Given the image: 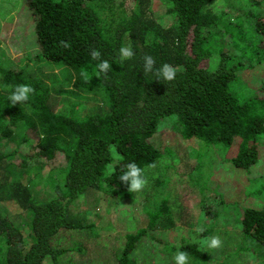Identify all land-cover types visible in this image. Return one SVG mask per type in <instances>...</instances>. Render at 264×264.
Masks as SVG:
<instances>
[{
	"label": "trees",
	"instance_id": "obj_1",
	"mask_svg": "<svg viewBox=\"0 0 264 264\" xmlns=\"http://www.w3.org/2000/svg\"><path fill=\"white\" fill-rule=\"evenodd\" d=\"M20 1L9 0L13 11L19 9ZM154 1L22 0L33 16L28 29L37 36L34 59L69 67L68 82L87 93L103 94L106 102L79 117L77 108L83 102L70 104L73 99L61 95L54 82L48 85L37 75L25 74L24 68L2 62L6 57L0 59V148L7 140L16 143L11 151H0V264H44L46 257L54 262L68 250L90 251L80 243L70 249L55 247L53 238L62 229L97 230L96 222H84L71 208L88 189L133 198L128 191L131 185L119 180L121 169L130 162L138 164L151 185H158L160 171L165 172L161 159L173 161L174 154L185 167L176 172L191 168L195 183L208 177L215 162H230L241 169L257 162L264 147V88L241 100L230 85L239 71L257 64L247 65L242 55L249 47L241 20L244 14L254 18L255 53L259 58L264 53V0H251L254 7L250 8L229 5L222 13L213 11V0H158L160 11L153 9ZM226 15L233 16L226 20ZM167 17L169 23H165ZM14 20L10 29L16 31L19 23ZM1 34L0 43L11 49L17 40ZM61 40L69 41L71 47H62ZM128 45L135 56L121 60L118 50ZM92 49H99L101 59L112 65L107 76L98 72L99 61L91 58ZM212 50L220 54L215 68L204 63ZM146 54L156 60L151 73L143 71ZM164 63L178 69L175 80L167 84L155 75ZM17 84L36 90L26 106L8 101L9 86ZM159 129L175 132L195 149L191 151L193 144L176 150L171 144L154 142ZM217 145L228 150L227 158L219 155ZM248 194L263 202L245 208L235 220L236 230L264 247V183ZM168 199L154 207L141 199L148 219L137 232L126 234L119 264H137L141 257L134 252L146 237L162 246L154 253L162 263L178 251H186L197 264L213 259L205 247L187 238L174 243L151 233L176 226ZM217 203L216 210L225 209L226 197L217 198ZM11 204L19 210L12 212ZM236 204L231 201L227 207ZM215 211L208 210L210 219L204 223L202 238L213 233L219 215ZM184 223H189L186 218ZM150 264H156L155 260Z\"/></svg>",
	"mask_w": 264,
	"mask_h": 264
},
{
	"label": "rangeland",
	"instance_id": "obj_2",
	"mask_svg": "<svg viewBox=\"0 0 264 264\" xmlns=\"http://www.w3.org/2000/svg\"><path fill=\"white\" fill-rule=\"evenodd\" d=\"M21 2L22 0L18 3L19 9L13 11L9 5V0H0L1 35L12 36L13 41L17 40L16 43H11V49L8 45L5 46L0 43V59L6 57L2 59V62L5 61V64L11 66L16 65L18 69L24 68L25 74L37 75L42 82L44 81L48 85L54 82L56 87L60 88L61 95L73 99L70 104L78 101L83 102L82 106L77 108V116L79 117L85 116L91 109L98 110L99 107H103L106 102L103 94L87 93L77 89V87L75 88L72 83L68 82L70 79H67L66 76L70 72L69 67L34 59L37 55L38 41L36 33L34 36L32 30L28 29V24L33 21V16ZM157 3L158 0H155L152 7L160 11L161 7ZM229 5H234L236 8L240 6L241 8L254 7L251 0H213L210 4L213 11L217 13H222L228 9ZM20 12L21 15H19ZM244 15L241 20L246 31L245 41L249 43V47L242 50V55L245 57L247 65H250V61L257 64L254 67L248 66L239 71L237 79L230 85L232 91L237 93L241 100L250 99L259 88H264V53L260 54V58L255 53L252 42L258 38V35L254 18ZM232 16L226 15L225 18L229 20ZM15 18L19 23V28L16 31L10 29L11 22L15 23ZM164 19L165 23H169L171 18ZM14 33H16V38H13ZM16 50L18 51L17 54H13ZM219 58L218 50H212L210 60L204 63L215 68ZM66 107H69V103L66 104ZM153 141L171 144L176 150L186 148L191 144L186 143L175 132L161 131L160 129L153 137ZM14 143L15 141L12 140L4 141L3 145L5 146L0 148V151L2 150L4 153L11 151L16 144ZM27 145L30 144L27 143ZM215 148L220 156L227 158L228 150L225 147L217 145ZM194 149L193 144L191 151L193 152ZM112 150L117 158V152L114 148ZM191 151L189 150L188 153ZM169 160L161 159L159 163L162 167L164 166L165 171H160L162 174L161 182L158 185L147 183L141 191L134 193L131 199L124 200V198L109 195L105 191L88 189L71 204V208L78 214L76 217L84 222H96L100 235H97V230L87 232L84 229L80 232L78 230L67 232L62 229L59 235L53 238L55 247L70 249L80 243L86 245L90 251L78 254L68 250L59 255L54 262L51 257H46L44 264H119L120 252L126 244V234L137 232L148 219L141 199L146 198L145 203L154 207L166 197H169L168 204L172 206L171 216L174 218L177 227L152 230L153 235L174 243H180V239L183 237L189 239L192 244L197 243L202 248L205 247L210 257L213 258L209 264H253L255 260H257V264H264V247L250 237H243L242 232L236 230L235 224V220L240 214L242 217L247 206L260 205L263 202L248 192L257 191L264 183V179L261 178L264 176V147L261 149L257 162L249 168H237L230 162H215L211 167V173L207 172L208 177L201 179L199 183L192 180L191 168L187 167L188 169L186 168L183 174L176 172L177 169L185 168L179 155L174 154L173 161ZM224 197H226L227 204L235 200L237 204L230 207L225 204V209L219 211L221 208L219 207L216 210L217 198L223 200ZM10 210L12 212L18 211L19 206L11 204ZM208 210H216L215 212H219V215L215 218L217 220L213 221V233L202 238L201 233L195 232V229L198 226L204 227L205 221L210 219ZM185 218L188 220V224L184 223ZM213 224L210 225L213 226ZM213 236L220 238L221 247L212 249L204 245L203 242ZM161 247L158 241L148 237L143 238L141 245L134 252L135 255L141 257L137 264H150L154 260L156 264H174L172 259H174L175 252L169 255L164 251L165 255H169L166 263L155 258L154 253H159ZM189 264H197V259H189Z\"/></svg>",
	"mask_w": 264,
	"mask_h": 264
},
{
	"label": "clouds",
	"instance_id": "obj_3",
	"mask_svg": "<svg viewBox=\"0 0 264 264\" xmlns=\"http://www.w3.org/2000/svg\"><path fill=\"white\" fill-rule=\"evenodd\" d=\"M60 45L64 48H70L71 43L69 41L61 40ZM119 56L121 60H130L135 56V53L131 47L128 46H121L119 48ZM91 58L93 60L99 61L96 65L99 73H103L107 76L108 72L112 69V65L107 59H101L102 53L99 49H92L90 51ZM144 62V73H151L153 72L156 60L151 55H145L143 57ZM178 69L171 64L164 63L161 64L158 69L155 71V75L159 80L164 83L171 82L175 80L177 75ZM85 77L87 73H82ZM11 89V93L8 96V101H11V104L15 106L17 103L21 104L22 106H26L30 100V97L35 94L36 90L29 84H17L15 86H9ZM153 167L155 165H152ZM119 180L123 182L125 185L130 184L131 186L128 187V191L131 193H137L141 191L148 183L147 178L143 174V170L138 166L135 162H130L126 164L122 169L119 176ZM203 226H198L195 229L197 233L204 232ZM204 245L208 248H219L222 246V241L218 236H213L205 240ZM175 264H189V255L186 251H178L174 256Z\"/></svg>",
	"mask_w": 264,
	"mask_h": 264
}]
</instances>
